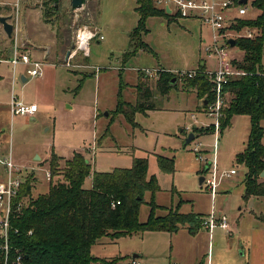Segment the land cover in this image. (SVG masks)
I'll return each mask as SVG.
<instances>
[{
  "label": "rangeland",
  "instance_id": "1",
  "mask_svg": "<svg viewBox=\"0 0 264 264\" xmlns=\"http://www.w3.org/2000/svg\"><path fill=\"white\" fill-rule=\"evenodd\" d=\"M14 2L16 0H0V4ZM30 4L35 8L26 11L22 39L44 44L45 48V43L52 46L53 39H56L55 29L60 32L66 30L72 40L68 48L71 51L74 33L79 26L97 28L99 36L103 37L90 41L87 57L80 51L76 52L78 55L69 66L59 64L53 50L47 57L32 52L36 60L44 61L42 76H29L25 67L18 65L12 79L11 65L7 62L12 55V41L0 29V49L5 51L0 60V149L11 152L12 160L21 169L23 177L30 175L33 184L31 195L35 197L48 189V155L51 151L68 158L78 150L89 159L92 170L104 172L117 167H130L134 157H145L148 160V175L157 177L159 189L153 196L150 191L144 193V200L139 206V222L146 221L150 211L149 201L153 198L158 205L155 215H164L167 208H175L180 202L181 213H197L203 219L211 212L217 216L221 212L229 223L239 218L244 232L255 220L250 209L264 211L262 200L251 204L250 200L241 197L247 169L244 164H238L235 157L246 146L249 116L233 115L229 126L222 131L211 132L212 128L214 131L212 124L216 121L215 116L203 112V103L200 108L197 107L199 98L191 89L185 88L183 79L174 73L193 69L202 60H206L207 69H214L215 60L203 49L206 43L213 40L210 27L194 18L150 16L145 22L148 31L141 32V39L152 50L139 48L132 53L137 45V35L131 34L138 19L135 0H87L84 14H88L85 17L80 15L83 9L72 10L70 0H31ZM42 6L55 7L47 19L43 18ZM246 7L245 18H254L259 12L252 6L251 0ZM10 12L11 9L6 11L7 14ZM75 13L78 18H75ZM217 43L220 45L225 40L219 38ZM27 45L30 46V43ZM127 52H130L129 56L124 58ZM228 53L234 62L232 69L241 74L237 63L243 52L234 46L228 47ZM75 60L80 65H74ZM261 63L264 70V55ZM158 66L171 70L176 83L167 95L151 98L157 108L147 113L136 112L135 126L118 114L106 131L116 105L120 81L122 99L135 103V85L142 80L138 71L150 69L151 76L144 81V86L151 87L155 92V70L162 69ZM22 72L27 78L25 82L20 77ZM13 95L24 102L38 95V100L35 99L39 105L36 117L12 116L9 100ZM230 97L225 95L222 109L228 106ZM260 125L264 129V119ZM189 132L194 137L185 145ZM196 146L202 150L206 163L198 157L201 154L193 151ZM157 154L173 157V173H165L158 168ZM211 162L216 166L218 177L222 172L236 169L231 177L218 179L214 195L204 183H199L201 175L208 176L203 169ZM59 164L63 166V159ZM62 179L57 174L53 181ZM90 186L91 176H88L83 187ZM260 197L264 199V196ZM21 202L22 206L28 204L27 199ZM210 232L212 247L229 246L228 239L233 234L218 224L211 231L203 225L190 229L188 224H184L173 232L135 231L117 238L106 235L92 245V252L98 259H118L115 264H129L133 254L138 255L142 264H202L206 260ZM236 253L241 254V247Z\"/></svg>",
  "mask_w": 264,
  "mask_h": 264
},
{
  "label": "trees",
  "instance_id": "2",
  "mask_svg": "<svg viewBox=\"0 0 264 264\" xmlns=\"http://www.w3.org/2000/svg\"><path fill=\"white\" fill-rule=\"evenodd\" d=\"M135 4L138 19L131 34L137 35V45L131 52L135 53L139 48L151 51L149 45L141 39V32L148 31L146 19L149 16L170 15L155 7L151 0H135ZM251 4L260 13L254 19H238L232 29L255 28L257 34L253 38H235V46L243 52L237 63L241 74L231 77L224 86V94L231 97L219 119V131L230 125L233 115L245 114L250 119L246 146L235 157L237 163L244 164L247 169L243 179L244 200L250 196H264V181L260 178V173L264 171V129L260 125L264 119V70L261 63L264 55V0H251ZM54 8L44 7V16H50ZM129 53L124 55L128 57ZM197 68L202 70L204 67L198 65ZM173 77L175 75L170 71L161 69L158 72L156 88L160 94H166L176 83L171 82ZM182 82L185 88L195 90L196 96L203 99V103L214 98L212 85L203 74L185 78ZM121 90L122 81L106 131L118 114H122L128 123L135 126L136 112L145 113L155 108L151 100L152 90L145 87L143 81L140 80L136 85L135 103L123 100ZM210 131L213 132V128ZM62 159L63 166L60 167L59 161ZM156 162L162 172H174L173 157L157 154ZM48 168V189L35 197L31 195L33 184L30 175L23 177L14 208L23 199H27L28 204L18 211L15 209L10 216L7 241L0 238V264H115L118 259H98L90 252L91 246L103 236L117 238L145 230L173 232L184 224H188L190 229L202 225L200 214L179 211L180 202L175 208H167L164 215H155L158 205L153 198L149 201L150 211L146 221H138L144 193L150 191L153 196L159 189L157 177L154 174L148 175V160L145 157H134L130 167H117L104 172L92 170L89 159L78 150L73 151L68 158H62L51 151ZM57 174L63 179L53 181ZM88 176H91V186L84 188ZM5 242L7 251L3 247ZM17 257H20L19 262Z\"/></svg>",
  "mask_w": 264,
  "mask_h": 264
},
{
  "label": "built area",
  "instance_id": "3",
  "mask_svg": "<svg viewBox=\"0 0 264 264\" xmlns=\"http://www.w3.org/2000/svg\"><path fill=\"white\" fill-rule=\"evenodd\" d=\"M153 5L159 9H163L175 18H194L202 21L204 24L210 27L213 32V40L206 43L203 47L204 52L208 56L213 57L215 60L214 69L198 68L174 72L180 79L193 78L199 73L203 74L212 85V91L214 98L206 103H203L204 111L207 114L214 115L216 121L213 125L214 131H219L220 121L222 116V107L224 105V86L227 81L233 75H239L240 72L232 69V59L228 53V38L230 37H246L253 38L257 34L255 28L244 27V29L236 30L232 29V26L236 24L237 20L244 16L247 12L246 4H239L238 0H151ZM249 1V0H248ZM43 7V6H42ZM19 2L11 4V10L13 13L10 15L13 29L15 30L18 23ZM232 13H235L234 15ZM0 28L2 25L0 24ZM232 33H229L231 32ZM102 39L99 36L97 30L88 29L86 26L77 27L73 37V49L69 53V58L74 57L76 52H81L84 57L89 54V44L93 39ZM222 38L225 43L218 44L217 40ZM12 67L14 68L19 63L27 65L26 74L32 77H40L43 74L44 61L31 59L28 51L17 50L15 48L12 57L9 59ZM69 63H67L68 65ZM161 69L155 70V78L157 79L158 72ZM145 75H150V69H144ZM179 79V80H180ZM38 109L36 103H27L19 100L16 96H12L10 100V113L12 116L21 115L26 117H33ZM203 161H207L206 157L202 154V150L197 149V146L193 149ZM236 173V169L232 168L228 172H222L220 175L222 178L231 177ZM204 174L203 182L207 190H210L212 195L215 194V190L218 186L219 178L214 163H210ZM49 171L47 172V179H49ZM23 181V173L21 169L16 166L12 160L11 152H0V238L7 241L8 229L10 226L9 220L13 211L20 210L22 202H17L18 190ZM117 204L119 201L116 202ZM112 206H115L112 204ZM219 225L223 229H228L229 225L224 215L216 213H210L207 218H204L202 225L209 231L216 225ZM7 251V245L3 246ZM20 257H17L19 262ZM130 264H141L139 260L133 259Z\"/></svg>",
  "mask_w": 264,
  "mask_h": 264
},
{
  "label": "crops",
  "instance_id": "4",
  "mask_svg": "<svg viewBox=\"0 0 264 264\" xmlns=\"http://www.w3.org/2000/svg\"><path fill=\"white\" fill-rule=\"evenodd\" d=\"M16 2H19V7H20L19 13H18V23H17L16 29L15 30L12 29L11 36H8L12 41V46H11L12 55L14 53L15 48H17V50H27L31 59H36L33 57L32 52H36L38 54L41 53L42 55L47 57L50 54V52L53 50V53L55 54V59H57L59 61V64H63V65L65 64V66L71 65L70 64L71 60H74L77 57L78 53L72 58L68 57L67 53L70 51V49H68L69 43H72V40L70 39L69 34H67L68 31L65 30L63 32H60L59 29H55L54 37L56 39H53L52 46L49 45V43H45L46 44L45 48H43L44 44H40V43L36 44V42L28 41L26 38L22 39L23 38L22 32L24 31V26L26 25V11L28 9H33L35 7L30 4L31 0H16ZM16 2H14V3H16ZM14 3H12V4H14ZM86 6H87V1L85 3V6H83L80 9H77V10L83 9V11L80 13V15L82 14L83 17L87 16V14H88L87 12H86V14H84ZM41 8H42V11H41L42 15L44 16V14H43L44 7H41ZM8 9H11V4H0V15L10 16L13 13V11L11 10V12L9 14H7L6 11ZM258 11H259L258 12V14H259L260 10H258ZM166 13H168V12H166ZM78 16L79 15H76V13H75V18H78ZM48 17L44 16L43 18L47 19ZM244 18H245L244 16L240 17V19H244ZM254 18H247V19H254ZM8 22L12 24L11 18L8 20ZM91 26H95V24H92ZM86 27L88 29L91 28V27L89 28L88 26H86ZM0 29L3 30L2 28H0ZM95 29L98 31L97 28H95ZM230 38H233V37H230ZM233 39L235 40V38H233ZM24 40H27V41L24 42ZM28 42L30 43V46L27 45V44H29ZM24 46H26V48L22 49V47H24ZM229 47H230V45H229ZM4 53H5V51L0 49V60H1V57H4V56H2ZM12 55H11V57H12ZM123 57L126 58V55H124ZM124 60L125 59H123V61ZM7 62L11 65L9 60H7ZM74 62H75L74 65L79 64V61L75 60ZM67 63H69V65H67ZM18 65H22V68L25 67V71H26L27 65H25L23 63H19ZM198 65H203V67L206 68V65H207L206 60H202V61L198 62L194 68H197ZM17 66H15L13 68L11 65V69L13 72L12 79L14 78V75H16ZM77 67H80V66H77ZM158 67L164 69L165 71H169L165 67H162V66H158ZM142 71H143V69H140L138 72L140 74H142V80L141 81L144 82L148 79V76L145 75V73H142ZM170 72H172V71L170 70ZM20 77H21L23 82L27 81V78L23 75V72L20 74ZM41 81H42V77H41ZM155 83H156V80H155ZM136 85H135V87H136ZM151 90H152V97H157L158 95H160V96L161 95H167V93H168L167 92L166 94H160V92L156 88V85L154 87L155 92L153 91L152 88H151ZM191 91L196 95L195 90H191ZM38 98H39L38 95H36L33 98H29V100L25 101V102L36 103L38 105V103L36 101V100H38ZM10 100H9V105H10ZM136 100H137V98H136ZM198 100H199V105L197 107L200 108V104L203 103V99L199 98ZM153 103L155 106V108L153 110H155L157 108V106H156L155 102H153ZM148 111H146L145 113H147ZM201 111H203V110H201ZM38 112H39V105H38V109L35 112V115L33 117H36ZM0 152L5 153L4 150H2V149H0ZM12 159H13V157H12ZM37 159H40V158H37ZM260 178L262 179V181H264V176H261ZM248 200L251 201V204L258 202L259 200H262V204L264 203V199H262L260 196H250L247 199V201ZM249 212L253 215L255 220L253 221V223H251L250 225L247 226V228L244 230V232H242L243 229L240 226L239 218H237V220H234L233 223H229L227 220L229 228L225 229V230L230 232L231 234H233L232 237H230L228 239L229 246L224 247V248L212 247L211 246V232L209 233V235H208V247H207V252H206V256H205L206 260H205V262L203 260L202 264H264V211L263 210L254 211L253 209H250ZM219 214H221V212ZM193 233H196V232H193ZM239 247H241V254L240 255H238L236 253V250H238ZM92 248H93V246L91 247L90 252H91L92 256L93 255L95 256V254L92 252ZM240 256H242V257H240ZM137 257L132 258L129 261V264L133 259L140 261V259H138ZM141 264H142V262H141Z\"/></svg>",
  "mask_w": 264,
  "mask_h": 264
},
{
  "label": "water",
  "instance_id": "5",
  "mask_svg": "<svg viewBox=\"0 0 264 264\" xmlns=\"http://www.w3.org/2000/svg\"><path fill=\"white\" fill-rule=\"evenodd\" d=\"M55 1H57V0H55ZM86 1H87V0H70V7H71L73 10L80 9V8H82V7L85 5ZM247 1H248V0H238V3H239V4H246ZM168 11H169L168 8H166V12H168ZM9 19H10V16H5V15L3 16V15H0V24L2 25V29H3V31L6 33L7 36H11V34H12V29H13L12 24L8 22ZM228 43H229L230 47H233V46L235 45V40H234L233 38H229V39H228ZM69 53H70V51L67 53L68 56H69ZM175 80H176V78L173 77V78L171 79V82L173 83ZM204 103H206V101H204ZM193 137H194L193 133H192V132H189L188 135L186 136L185 140H184V144L186 145V144H188L190 141H192V140H193ZM37 158H39V157L37 156ZM208 164H210V163H208ZM207 169H208V165H206V166L204 167V169H203L204 171H203V172H206ZM261 176H264V171H262V172L260 173V177H261ZM203 178H204L203 175H201V176L199 177V183H200V184L203 182ZM137 256H138L137 254H133V255H132V258H136Z\"/></svg>",
  "mask_w": 264,
  "mask_h": 264
}]
</instances>
